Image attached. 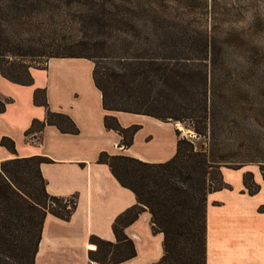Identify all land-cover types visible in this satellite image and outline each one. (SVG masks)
<instances>
[{"label":"trees","instance_id":"1","mask_svg":"<svg viewBox=\"0 0 264 264\" xmlns=\"http://www.w3.org/2000/svg\"><path fill=\"white\" fill-rule=\"evenodd\" d=\"M4 1L0 0V75L16 83L32 82L29 68L33 66L9 60V55L21 59L26 55L46 58L40 67H44L51 57L87 58L94 63L93 80L101 92L105 110L144 114L163 122H180L197 136L208 138L210 146L214 145L219 112L215 104L217 98L224 103L230 86L224 81L222 92L216 93L217 78L212 70L215 39L206 29L190 34L182 29L178 17L153 14L151 18H144V22H150L154 28L151 33L144 34L139 29L143 21L141 14H112L109 19L119 25H114L113 29L118 34L111 31L106 36H96L92 42L78 40L66 45L51 40L46 44V37L39 29L42 22L31 26L36 18L24 14L27 6L19 0L2 6ZM10 10L14 14H8ZM14 18L21 25L29 26L27 29L34 34L39 49L29 53L19 50L20 33L8 28ZM96 22L101 28L108 26L107 19L102 16H97ZM123 34L120 46L108 44L107 39L119 41ZM141 41L145 43L143 47L139 45ZM43 103L47 105L45 101ZM4 106L0 99V112ZM45 124L55 125L61 132L78 131L68 115L47 110L46 119L43 122L34 120L26 133L40 131ZM104 126L120 135L119 145L124 148L132 144L133 136L140 128L138 124L123 127L109 114L104 116ZM175 133L178 136L176 153L164 162L100 153L98 161L109 165L119 183L134 192L137 203L115 218L112 226L115 242L93 238L96 249L89 253L90 259L99 264H115L133 257L135 246L124 233V227L147 210L153 230L164 235V254L153 264H205L206 196L225 185L221 176L222 184L205 190L206 169L218 160L211 153L196 149L191 140L180 137L178 128ZM0 144L15 152L10 138L3 137ZM49 161L44 156L0 160V264H34L46 215L68 220L76 207L74 197L55 196L47 191L40 164ZM247 175L251 184L247 182ZM244 184L250 193L258 188L250 172L244 174Z\"/></svg>","mask_w":264,"mask_h":264},{"label":"crops","instance_id":"2","mask_svg":"<svg viewBox=\"0 0 264 264\" xmlns=\"http://www.w3.org/2000/svg\"><path fill=\"white\" fill-rule=\"evenodd\" d=\"M94 63L83 57H51L44 67H30V84L0 75V141L8 137L15 152L0 144V160L44 156L40 164L47 191L74 197L76 207L68 220L47 214L34 264H99L90 259L93 238L115 242V218L137 203L134 192L122 186L109 165L99 162L100 153L121 154L146 162H164L176 153L178 136L170 122L124 111H107L93 80ZM37 97V100L35 99ZM46 102L45 106L43 102ZM47 110L68 115L77 133L61 132L45 124L26 133L34 120L43 122ZM106 114L119 124L140 128L129 147L119 145L120 135L104 126ZM221 170L224 187L206 196L205 264H264V170L247 165L236 178ZM250 172L258 185L250 193L244 174ZM136 254L115 264H153L164 254L162 232L152 228L147 210L124 227Z\"/></svg>","mask_w":264,"mask_h":264},{"label":"rangeland","instance_id":"3","mask_svg":"<svg viewBox=\"0 0 264 264\" xmlns=\"http://www.w3.org/2000/svg\"><path fill=\"white\" fill-rule=\"evenodd\" d=\"M19 1L20 4L27 6L24 14H32L31 16L36 18L31 26L33 23L38 25V21L42 22L39 29L46 37V44L51 43V40L57 43L65 42L66 45L78 40L92 42L96 36L97 38L106 36L111 31L118 34L113 29L114 25H119L109 19L112 14L125 16L141 14L142 25L146 26L141 25L139 29L144 34L151 33L154 28L150 22H144V18H151L153 14L178 17L182 29L190 34L206 29L215 39L216 55L212 70L217 78L216 93L222 92L224 81L229 84L230 90L225 94L223 104L219 98L215 104L217 106L215 109L217 108L219 112L215 121L217 131L214 145L210 146L208 138L197 136L183 124L185 130H180V137L191 140L196 149L205 150L218 160L206 169L204 175L206 191L222 184V167L230 168L227 171L234 178L238 172L231 169L240 165L264 170V0ZM10 3L12 0H5L2 6H9ZM8 14L14 13L10 10ZM97 16L107 19L106 28L98 26ZM10 21L9 30L20 33L18 47L21 52L29 53L40 48V44L37 45L38 43L34 41V34L27 29L29 26L21 25L16 18ZM122 36L124 34L119 36V41L114 38L107 39L108 44L120 46ZM154 41L157 43L155 37ZM144 44L141 41L139 45L143 47ZM8 58L33 67L42 66L43 60L46 59L30 55H26L24 59L17 55H9ZM170 123L176 129V122ZM246 179L248 184H251L250 176L247 175Z\"/></svg>","mask_w":264,"mask_h":264},{"label":"bare ground","instance_id":"4","mask_svg":"<svg viewBox=\"0 0 264 264\" xmlns=\"http://www.w3.org/2000/svg\"><path fill=\"white\" fill-rule=\"evenodd\" d=\"M175 126H176V128H178L179 130H185V129L182 127V124L179 123V122H176ZM88 248H90V249H94V248H96V245H94V244H88Z\"/></svg>","mask_w":264,"mask_h":264}]
</instances>
